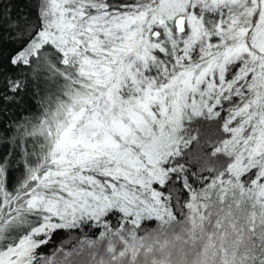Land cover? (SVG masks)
I'll list each match as a JSON object with an SVG mask.
<instances>
[{
  "label": "snow or ice",
  "instance_id": "1",
  "mask_svg": "<svg viewBox=\"0 0 264 264\" xmlns=\"http://www.w3.org/2000/svg\"><path fill=\"white\" fill-rule=\"evenodd\" d=\"M0 264H264V0H0Z\"/></svg>",
  "mask_w": 264,
  "mask_h": 264
},
{
  "label": "trees",
  "instance_id": "2",
  "mask_svg": "<svg viewBox=\"0 0 264 264\" xmlns=\"http://www.w3.org/2000/svg\"><path fill=\"white\" fill-rule=\"evenodd\" d=\"M15 7L17 9H25V0H13ZM26 106H30L32 108L35 107V102L32 101L30 98L26 97ZM15 110V109H14Z\"/></svg>",
  "mask_w": 264,
  "mask_h": 264
}]
</instances>
